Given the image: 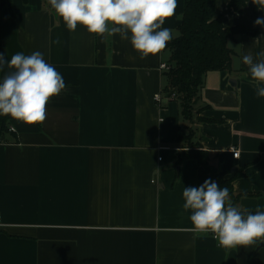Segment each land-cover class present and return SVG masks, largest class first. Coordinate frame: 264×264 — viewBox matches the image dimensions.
I'll list each match as a JSON object with an SVG mask.
<instances>
[{"label":"crops","instance_id":"obj_1","mask_svg":"<svg viewBox=\"0 0 264 264\" xmlns=\"http://www.w3.org/2000/svg\"><path fill=\"white\" fill-rule=\"evenodd\" d=\"M184 1L162 26L173 39ZM11 5L0 0L5 59L39 51L66 88L50 99L42 124L10 119L0 132V264H264V242L226 250L211 233L188 230L183 189L208 176L194 160L177 165L183 120L160 69L169 50L142 60L130 38L102 40L82 25L70 32L48 0ZM254 8L252 0L240 13L230 0L216 2L226 28L257 35L229 43L231 72L206 75L196 128L224 179L240 175L234 205L247 213L264 211V98L243 75V56L264 51V26L254 24L264 10ZM10 71L0 69V82Z\"/></svg>","mask_w":264,"mask_h":264},{"label":"clouds","instance_id":"obj_2","mask_svg":"<svg viewBox=\"0 0 264 264\" xmlns=\"http://www.w3.org/2000/svg\"><path fill=\"white\" fill-rule=\"evenodd\" d=\"M258 10H264V0H252ZM55 14L62 18L70 32L77 25L90 34L107 40L116 34L129 39L132 48L146 59L161 53L173 39L172 29L162 27L165 20L174 16L177 0H48ZM255 25L264 26V17ZM53 43L59 44L57 36ZM248 71L245 77L256 87L258 97L264 98V51L243 56ZM11 70L0 82V116H10L27 125L42 124L46 119V105L66 88L62 75L43 54L15 53L10 61L0 53V69ZM183 211L189 212L191 227L196 235L212 234L218 246L226 250L254 247L264 242V211L245 213L232 203L229 188L220 187L206 179L199 187H184Z\"/></svg>","mask_w":264,"mask_h":264},{"label":"trees","instance_id":"obj_3","mask_svg":"<svg viewBox=\"0 0 264 264\" xmlns=\"http://www.w3.org/2000/svg\"><path fill=\"white\" fill-rule=\"evenodd\" d=\"M250 0H230V7L237 13L242 12ZM3 6L12 10L11 0H1ZM217 0H185L182 23L178 28L179 35L166 46L169 50V70L165 72L169 80L163 91L167 98L174 97L180 105L183 125L179 127L176 144L181 152L177 165L186 160H194L204 169L208 179L215 181L220 187L229 188L232 203L235 204L242 195L236 194L232 183L240 175L225 180L219 168L213 163L209 152L201 146L197 136V125L203 121L197 110L205 77L209 72H231L234 51L230 42L238 37L256 36L257 31L245 27L226 28L223 20L216 14ZM255 5L254 14H258ZM0 53L2 48L0 44ZM206 108H209L206 106ZM10 116H0V132L6 129ZM247 213V212H245ZM255 214V213H252Z\"/></svg>","mask_w":264,"mask_h":264},{"label":"built area","instance_id":"obj_4","mask_svg":"<svg viewBox=\"0 0 264 264\" xmlns=\"http://www.w3.org/2000/svg\"><path fill=\"white\" fill-rule=\"evenodd\" d=\"M160 69L161 70H165L167 72L170 68H169V65L162 64ZM154 99H155V102H157V103H161L162 102V98H161L160 94L155 95ZM233 155H234L235 158H237L238 155H239V152L238 151L233 152ZM159 161H162V158H159ZM2 227H3V218H2V215L0 214V230H1Z\"/></svg>","mask_w":264,"mask_h":264},{"label":"water","instance_id":"obj_5","mask_svg":"<svg viewBox=\"0 0 264 264\" xmlns=\"http://www.w3.org/2000/svg\"><path fill=\"white\" fill-rule=\"evenodd\" d=\"M261 247H264V243H262V244L260 245V248H261Z\"/></svg>","mask_w":264,"mask_h":264},{"label":"rangeland","instance_id":"obj_6","mask_svg":"<svg viewBox=\"0 0 264 264\" xmlns=\"http://www.w3.org/2000/svg\"><path fill=\"white\" fill-rule=\"evenodd\" d=\"M197 110H199L197 107H196Z\"/></svg>","mask_w":264,"mask_h":264}]
</instances>
